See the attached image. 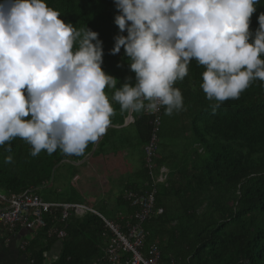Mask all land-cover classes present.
Segmentation results:
<instances>
[{
	"label": "trees",
	"instance_id": "16d2710c",
	"mask_svg": "<svg viewBox=\"0 0 264 264\" xmlns=\"http://www.w3.org/2000/svg\"><path fill=\"white\" fill-rule=\"evenodd\" d=\"M45 2L60 12L59 18L65 23L77 30L86 26L99 34L104 53L102 70L118 80L117 89L126 78L135 83L123 47L120 53L109 54L113 38L127 35L119 33L114 23L119 12L113 0ZM262 12L264 0L251 17L250 31L259 27L257 17ZM205 70L192 60L188 76L174 84L183 96L182 110L168 116L162 109L153 177L160 168H165L168 175L164 184L156 185L151 217L142 225L147 233L145 246L158 245L162 264H264V82H252L238 99L224 101L214 110L215 101L207 100L200 88ZM104 91L115 114L98 142L90 143L80 156H66L57 149L51 155L42 151L32 157L30 145L20 138L13 139L11 153L0 147V192L15 195L32 189L49 202H82L78 195H69L75 191L77 194L74 181L67 193L61 184L54 191L45 189L47 185L52 188L59 167L70 165V180L76 181L74 164L87 156L92 159L101 155L106 161L138 151L139 169L126 176L125 186V179L120 182L112 206H105L100 202L104 201L102 195L93 192L99 197L96 211L102 216L108 211L107 218L122 227L124 222L117 215L133 212L123 200V193L141 195L153 182L144 168L142 154L151 135V118L144 111L133 113L132 123L123 127L128 112L111 99L115 89L106 87ZM10 154L13 162L6 164L4 159ZM55 215L46 216V227L37 233L35 244L39 247L32 254V264H44L43 254L52 241L47 232L52 227L63 228L66 234L60 240L57 261L52 264H106L102 237L105 228L97 216L71 213L66 223L58 224L52 219Z\"/></svg>",
	"mask_w": 264,
	"mask_h": 264
},
{
	"label": "clouds",
	"instance_id": "9594fccd",
	"mask_svg": "<svg viewBox=\"0 0 264 264\" xmlns=\"http://www.w3.org/2000/svg\"><path fill=\"white\" fill-rule=\"evenodd\" d=\"M119 33L110 55L124 49L135 83L102 70L103 45L86 26L77 30L45 0H0V147L24 140L29 155L59 149L80 156L106 134L112 100L129 114L171 116L183 108L176 81L195 60L206 70L200 88L213 109L264 82V12L250 31L261 0H113ZM27 118V119H26ZM4 162H13V155Z\"/></svg>",
	"mask_w": 264,
	"mask_h": 264
},
{
	"label": "built area",
	"instance_id": "2783aa9c",
	"mask_svg": "<svg viewBox=\"0 0 264 264\" xmlns=\"http://www.w3.org/2000/svg\"><path fill=\"white\" fill-rule=\"evenodd\" d=\"M162 109L157 112L144 111L150 117L151 135L143 146V165L150 177L152 184L149 189L137 195L131 192L123 193L125 200L133 212L130 215L119 214V220L124 222L118 227L108 218L97 213L93 208L83 204H70L49 202L34 194L32 189L25 190L19 194H3L0 192V230L15 235L18 229H24L31 233H38L46 227L45 217L56 213L53 221L57 220L64 224L71 213H90L97 216L103 223L105 230L109 231L104 249V260L106 264H162L159 247L156 243L145 246L147 233L142 225L151 217L154 208L156 185L164 184L168 172L160 168L155 173L154 161L158 144V134L161 127ZM129 119L127 123H132ZM105 237L103 232L102 237ZM66 237L64 229L53 228L47 232V238L62 240ZM26 243L20 245L24 250Z\"/></svg>",
	"mask_w": 264,
	"mask_h": 264
},
{
	"label": "rangeland",
	"instance_id": "374dc122",
	"mask_svg": "<svg viewBox=\"0 0 264 264\" xmlns=\"http://www.w3.org/2000/svg\"><path fill=\"white\" fill-rule=\"evenodd\" d=\"M183 146L187 147V145L184 142H183ZM126 158L130 161L131 164L128 163V160H126V162L117 161V160L105 161V157L101 155L94 157L92 159L87 158L84 165L76 167L78 171V173L76 174L78 176L76 178V181L70 180L71 168L70 165L65 163L56 170L53 177L52 188L50 187V185L49 186L47 185V188L45 189L50 188V191H54L57 188L58 184H61V189H63V191L65 190L66 191L65 193H67L70 187L69 185L72 184L74 181L77 194L75 193L76 191L70 192L69 195H71L72 197H76L78 195L79 198L81 199L82 197L89 195L94 198L93 202L89 200L90 201L89 203L93 204V206L96 207L98 202L96 206H95V202L99 198L93 194V192L94 193L96 192L98 194L103 195L101 199L102 200L104 199V201H100V202L105 204V206H112L111 205L113 203L112 201L119 192L120 182L126 179L125 175H131L132 174L131 171L134 170V168H136L137 160L140 158L139 152L137 151L135 154L127 155ZM113 159L114 158H112V160ZM126 167H128V169ZM89 185L90 187H88ZM47 193L48 191L46 190L44 192L46 198L49 197ZM108 214L109 213L107 211L106 213H104L105 216L104 215L103 216L107 218Z\"/></svg>",
	"mask_w": 264,
	"mask_h": 264
},
{
	"label": "crops",
	"instance_id": "0c3cea01",
	"mask_svg": "<svg viewBox=\"0 0 264 264\" xmlns=\"http://www.w3.org/2000/svg\"><path fill=\"white\" fill-rule=\"evenodd\" d=\"M128 118L132 119V114H129V113L127 114V117L124 120L123 127H127V125L131 124V123H127ZM94 149H95V147L93 148V150ZM119 155H120L119 157H117L116 159H113V160L111 159L110 161L117 160V161L126 162V160H128L126 158V156L128 155L127 153H122V154H119ZM87 158H90V157L89 156L85 157L82 162H80L78 164H74V166L75 167L81 166V164L84 163ZM139 161L140 160H137L136 168H134V170L131 171L132 174L134 172H136L137 169H139V166H140ZM128 163H130L129 160H128ZM126 168L128 169V167H126ZM125 176H127V175H125ZM77 177L78 176L76 175V178ZM124 181H127V179H125ZM127 183H128V181L124 182V186ZM88 187H90V185ZM81 199H82V202L72 203V204H83V205H87V206L93 205V204L89 203L90 201L93 202V199H94L93 197L88 195V196L82 197ZM2 206L3 205L0 204V207H2ZM92 208L96 211V208L94 206ZM128 215H130V214H128ZM55 217H57V215H55ZM117 217H119V214L117 215ZM54 221H55V223L60 224L57 220H54ZM53 228L60 229V228H57V227H52V228H50V230L53 229ZM104 232H105V237L104 236L103 237L105 239V243H104V246H105L107 238L110 237V234H109V231H107V230H105ZM37 237H38L37 233H31V232H28V231H26L24 229H18L15 232V235H10L8 232H6L4 230H0V264H32V262H31L32 256H33L32 254H34L36 248L39 247L38 244H35V239ZM51 240L52 241H51L50 246L48 247L47 251H45L44 254H43L44 255L43 256L44 264H52L55 261H57V258H58L59 253H60V249H61L60 240H58L56 238H51ZM22 243H26V246H25L24 250L20 249V245ZM30 245H31V247L28 250V247Z\"/></svg>",
	"mask_w": 264,
	"mask_h": 264
},
{
	"label": "water",
	"instance_id": "95a60500",
	"mask_svg": "<svg viewBox=\"0 0 264 264\" xmlns=\"http://www.w3.org/2000/svg\"><path fill=\"white\" fill-rule=\"evenodd\" d=\"M130 118H128V120H129Z\"/></svg>",
	"mask_w": 264,
	"mask_h": 264
}]
</instances>
